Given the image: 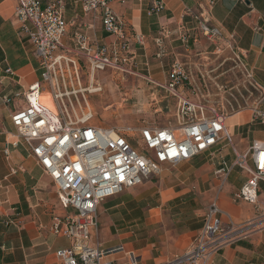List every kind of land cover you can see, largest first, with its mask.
<instances>
[{
	"label": "crops",
	"instance_id": "obj_1",
	"mask_svg": "<svg viewBox=\"0 0 264 264\" xmlns=\"http://www.w3.org/2000/svg\"><path fill=\"white\" fill-rule=\"evenodd\" d=\"M52 1L42 0V3ZM16 2L0 0V95L9 98L6 103L0 97V264H57L55 251L66 247L68 240L53 235L51 222L49 229L44 227L29 210L32 201L42 194L38 188L47 190L49 176L44 178L24 146H9L8 156L3 152L5 142L15 133L10 113L23 105L16 96H21L29 84L40 80L41 73L31 42L20 33L14 11ZM208 3L209 0H126L112 4L125 25L129 40L127 56L132 69L118 74L121 83L139 88L135 98L154 100V111L166 112L172 120L176 98L157 84L166 83L174 61H179L190 72L178 92L193 101L199 98L195 87L201 82L223 83L233 76L231 51L222 41L212 42L201 36L195 30L196 21L184 13L187 7L198 9ZM211 6L209 20L221 29L224 37L234 36L233 49L264 89V0H213ZM65 19L69 26L62 40L67 48H72L71 37L77 30L100 44L115 42L104 30L99 16L80 10V0L65 1ZM73 20L75 23L71 24ZM163 28L169 30V35L164 39L163 53L159 54L155 39ZM135 34L144 38L142 44L135 41ZM217 46L222 52L216 51ZM107 71L110 70L95 74L93 82L97 85L96 77ZM85 74L86 70L83 76ZM201 76L208 79L202 81ZM104 78L112 80L113 77L106 74ZM82 84L88 85L87 77ZM210 89L209 97L213 98L215 89L213 86ZM92 94L88 95L94 101ZM259 109L264 111V101ZM252 116L250 110H243L225 119L237 152L245 151L255 139L264 141V124L253 120ZM220 154L226 155L228 160L235 158L225 144L212 155H197L178 167L168 164L174 171L161 175L167 163L162 164L158 175L101 201L97 212V238L104 249L122 248L110 254L107 260L113 264H166L173 254L183 253L197 235L203 215L220 188V176L214 171ZM16 167L13 173L11 170ZM246 178L245 172L235 168L222 184L217 201L223 211V221L242 222L255 216L252 204L233 197ZM259 185L261 191L257 199L264 208V183ZM212 264H264V231L228 244L214 257Z\"/></svg>",
	"mask_w": 264,
	"mask_h": 264
},
{
	"label": "built area",
	"instance_id": "obj_2",
	"mask_svg": "<svg viewBox=\"0 0 264 264\" xmlns=\"http://www.w3.org/2000/svg\"><path fill=\"white\" fill-rule=\"evenodd\" d=\"M65 1L54 0L46 5L42 0L16 2L14 11L20 33L31 42L41 73L40 80L29 84L21 95L23 105L10 113L15 133L5 142L3 150L8 156L9 146H24L28 156L56 187L58 203L66 211L62 216L51 217L50 231L69 243L56 249L57 264H113L107 260L108 256L122 248L104 249L99 242L96 234L99 203L158 175L162 164L176 166L200 154L212 155L225 144L235 158L228 160L226 155H218L219 164L214 171L220 176L221 185L203 215L202 226L183 253L166 264H212L228 244L264 231V208L257 199L261 191L259 183H264V141L255 139L245 151L237 152L233 133L225 124L228 116L243 110H250L253 120L264 124V111L259 109L264 89L233 49L234 36L224 37L221 29L209 20L213 0L206 7H187L184 13L196 21L195 30L201 36L212 42L222 41L231 51L232 78L211 83L203 81L207 76H201L203 82L195 87L199 98L193 101L178 92L190 72L174 61L166 83L157 84L176 98L174 122L165 127L138 129L89 123L93 114L86 99V94L101 90L100 86L93 87L98 72L124 73L132 69L125 25L112 9L114 2L126 0H80V10L99 16L104 30L115 42L100 44L77 30L71 37L72 48H67L62 40L69 26ZM158 7L161 8V3ZM74 23L73 20L71 24ZM168 35L169 30L163 28L155 39L159 54L163 53ZM134 38L143 43L142 36L135 34ZM186 40L184 35L183 41ZM221 50L216 47V51ZM85 70L88 86L82 84ZM211 86L215 89L213 98L209 97ZM44 93L49 96L52 108L42 102ZM0 97L9 102L6 95ZM235 168L245 172L247 178L233 197L252 204L255 216L242 222L232 219L225 222L218 193ZM16 170L17 167L11 171Z\"/></svg>",
	"mask_w": 264,
	"mask_h": 264
},
{
	"label": "rangeland",
	"instance_id": "obj_3",
	"mask_svg": "<svg viewBox=\"0 0 264 264\" xmlns=\"http://www.w3.org/2000/svg\"><path fill=\"white\" fill-rule=\"evenodd\" d=\"M110 71L96 77V80H98L99 83L97 85L94 83L93 87L100 86L101 90L99 92H94L90 96L93 97V95H95L93 97L94 101H92V99L89 98V95L86 94V99H88V102L90 103V109L93 114L89 123L101 127L121 126L138 129L140 127H165L168 122H174L166 112L154 111L156 108L154 100H150V98L138 100L135 98L134 94L137 93L136 89L139 88L123 86L118 75L120 72L111 73ZM106 74L112 75V80H110L111 78L105 79L104 76H106ZM86 77L87 75L85 74L83 80H85ZM131 90L133 94H130ZM97 95L101 99L99 103L97 102L99 100ZM18 99H21V96H16V100ZM95 101L96 104L94 103ZM179 165H176L175 167H178ZM172 171H174V167L167 164L162 168L160 174L162 175L166 172ZM42 175L44 178L48 177L43 173ZM46 179L48 181V178ZM49 180L47 190L44 188H38V191H42V194H39L37 199L32 201V208L29 209L31 210V214H36L44 227L49 226L53 215L62 216L66 211V209L59 205L56 187L50 177ZM175 255L179 254H173L172 257Z\"/></svg>",
	"mask_w": 264,
	"mask_h": 264
},
{
	"label": "bare ground",
	"instance_id": "obj_4",
	"mask_svg": "<svg viewBox=\"0 0 264 264\" xmlns=\"http://www.w3.org/2000/svg\"><path fill=\"white\" fill-rule=\"evenodd\" d=\"M93 90H95V89H93ZM41 100L43 103L47 104L49 107L52 108L51 100L49 99V96L46 93H44V95L41 96Z\"/></svg>",
	"mask_w": 264,
	"mask_h": 264
}]
</instances>
